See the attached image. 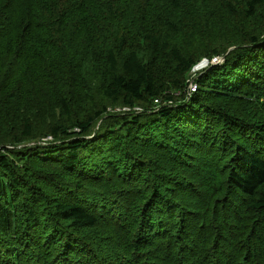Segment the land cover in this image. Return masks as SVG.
<instances>
[{"label":"trees","instance_id":"16d2710c","mask_svg":"<svg viewBox=\"0 0 264 264\" xmlns=\"http://www.w3.org/2000/svg\"><path fill=\"white\" fill-rule=\"evenodd\" d=\"M96 1L0 0V133L9 135L0 139V145H15L0 155V264H264V149L258 146L264 145V128L251 119L258 116L264 121V41L258 36L238 32L234 50L220 66L206 68L196 80V91L188 97L187 76L195 65L194 57L182 53L169 36L162 39L145 33L147 63L129 51L119 67L126 38L124 30L117 29L105 41L113 45L106 49L108 76L98 88L113 105L139 107L141 112L109 116L104 135L91 140L88 137L104 114V109L95 111L76 118L72 127L50 126L46 133L54 141L50 144H34L23 152L16 148L20 141L11 123L21 120L19 133L25 139L34 137L31 113L23 109L28 101L18 105L19 111L7 107L15 103L17 91L23 95L24 87L26 91L35 88L32 77L15 87L20 65L32 61L35 66L32 57L39 50L60 53L57 37L68 33V27L62 26L68 24L67 17L79 15L78 23H83L90 19L87 13ZM120 1L107 0L110 6ZM170 1L177 4L178 0ZM263 3L246 1L248 19ZM60 4L65 8L60 10ZM169 26L170 32L179 34L174 23ZM33 42L38 49L32 53ZM212 54L220 55L218 49ZM77 60L65 57L60 64ZM59 70L61 65L49 60L39 86L45 84L60 95ZM177 92L180 97L176 98ZM160 97L164 101L156 105ZM234 98L240 103L235 104ZM81 100L82 95H75L74 101ZM61 104L71 115L69 103L61 100ZM102 137L107 138L105 144L100 142ZM154 141L172 158V168L180 170V176L161 184L162 179L157 181L150 168L140 169L152 193L139 218L129 212L138 183L134 167L124 171L126 181L118 176L125 188L115 190L114 201L87 196L80 183L69 187L72 195L89 198L86 205L85 200L82 203L57 190L54 180L44 182L47 176L28 160L32 152L34 160L54 163L58 171L71 175L79 169L85 172V155L99 147L107 152L104 159L95 161L100 175L124 148L150 146ZM197 147L207 152L206 169L198 173L204 176L203 184L183 172V168L198 166L197 161L202 164L198 153H191ZM215 155L227 163L222 171ZM130 186L134 194L126 204L118 203ZM43 222L56 235L52 250L45 243L48 234L44 236L39 228ZM85 231L92 236L89 243L81 237Z\"/></svg>","mask_w":264,"mask_h":264},{"label":"rangeland","instance_id":"374dc122","mask_svg":"<svg viewBox=\"0 0 264 264\" xmlns=\"http://www.w3.org/2000/svg\"><path fill=\"white\" fill-rule=\"evenodd\" d=\"M246 1L178 0L177 4H173L170 0H123L120 1V5L116 2V5L111 4L110 6L107 0H97L90 12L87 13L90 19H86L83 23H78L79 15L68 16V24L62 25L68 27V33L65 36L60 35V37H57V46L60 53L52 55V52L45 49L39 50L32 57L37 61L35 66L32 61L30 65H27L29 61H23V65H20L22 72L16 77L15 87L18 86L19 88L28 77H32V80H35V88L26 91V87H24L23 95H20L17 91L15 103L7 107L19 111L18 105L25 100L28 101V105L23 109L25 112L30 111L31 113L34 137L25 139L19 133L21 120L11 123L15 131L14 136L20 141L16 148L21 149L20 152H23L24 149L32 147L34 144L41 146L50 144L54 142L46 134L50 126L60 123L66 127H72V122L76 118H81L85 114H92L95 111L104 109V114L93 127L92 135L88 137L91 140L104 135L108 128L105 121L109 116H124L141 112L139 107L126 109L113 105L98 88L99 82L108 76L106 49L108 46L113 45L105 41L107 38H112L110 36H113L117 29L124 30L126 38L122 55L119 56V67H121V63L129 51L136 52L140 61L143 64L147 63L145 33H154L162 39L169 36L171 43L176 45L182 53L195 58V65L188 73L187 80L196 83L197 78L206 71L207 67H211L214 64L212 61L218 57L212 54L214 49H218L219 57H223L224 60L225 55L234 50L239 42L238 39L234 40L237 38L238 32H241V36H258L259 39L264 41V3L258 7L256 15L248 19L246 16L248 10ZM229 6L232 9L231 11ZM64 8L65 6L60 4V10ZM120 14L123 17H120ZM118 19L119 21L115 23ZM70 23H74V25H69ZM170 23H174L179 28V34H173L169 31ZM71 27L73 28L72 31H70ZM76 31L79 34L78 36H76ZM43 34L45 37L47 36L45 32ZM248 39L247 37L246 40ZM47 40H50V38ZM37 44L36 42L32 43L30 52H36L38 49ZM75 44L76 50L73 48ZM65 57H76L78 60L70 61L67 65L65 63L60 64V61ZM51 59H54L62 67V70L57 73L60 76V81H58L60 95L59 92L51 91L45 84L39 86L41 82H44L42 78L43 68ZM203 63L205 64L203 65ZM79 94L82 95V100L74 101L75 95L78 96ZM174 96L176 98L180 97V93L177 92ZM59 97L60 103H58ZM61 100L69 103L71 115L64 110ZM233 100L235 104L240 103V99L234 98ZM163 101V97H160L156 105ZM184 103L187 102L184 100ZM74 111L81 114L75 115ZM19 114L23 115L22 112H19ZM251 119H254L257 124L264 128V121L258 116L256 119ZM261 130L262 128L256 134L259 135ZM73 131L77 132L78 130L74 128ZM6 135L7 132L5 131L0 133V139L6 140ZM247 135L252 134L248 133ZM254 137L258 138L256 135ZM106 141L107 138L102 137L100 142L105 144ZM155 142L150 143V146L142 144L143 146L140 147L132 145L130 146L131 149L124 148L126 150L118 155L111 168L105 172L100 170V175L96 171L100 166L95 165V161L104 159L107 152L104 150L101 152L99 147V150L96 147L85 155L86 164H88L87 170L84 172V169H79L76 174L71 175H65L58 171L54 163L43 162L38 158L34 160L31 156L32 152L28 155V160L36 169L43 171L47 176V179L43 178L44 182L54 180L53 183L57 190L68 193L73 199H81L80 202L82 203L85 200L86 205L91 202L89 198L72 195L69 192V187L72 188L76 183H80L84 185L83 193L87 196L98 198L101 201L105 200L104 202L114 201L115 190L124 187L125 183L121 182L119 177L123 179L124 171L134 167L138 175V183L134 187L136 196L132 198V209L129 212H132V217L137 216L139 218L142 213V205L146 203L149 197L151 198L152 193V187L146 183L147 175L143 173L141 176L140 169L150 168L155 179L158 178L157 181L162 179V181H158L161 184L167 179L176 180V176H180V170L172 168V164H175L172 158L167 157L165 151L160 150ZM258 146L264 149V145L258 144ZM14 147L15 145L12 144L0 145V155H5L6 149L13 150ZM198 150L200 149L197 147L191 153H198L197 155L201 158L202 164L197 161L198 166L183 168V172L193 177V181L203 184L204 176L203 174L198 175V173H202L201 171L206 169L205 153L207 152L201 153L204 151L200 152ZM176 158L177 156L173 159ZM216 160L219 163L218 169L220 171L226 168L227 163L221 162L217 157ZM188 169H192V172L189 173ZM114 173H116V176H114ZM53 177H56V179ZM134 190L132 186L128 187L125 192L126 195L117 200L118 203L126 204L134 194ZM111 191H113L112 194ZM168 192L170 193V191ZM168 192L167 195H169ZM39 228L44 236L46 233L48 234L47 237L45 236V243H48L50 250H52L53 237L56 236L55 232L50 229L48 222H43ZM81 237H85L87 243L92 238L91 234L86 231L82 233ZM93 246L96 247L97 245L94 244Z\"/></svg>","mask_w":264,"mask_h":264},{"label":"built area","instance_id":"2783aa9c","mask_svg":"<svg viewBox=\"0 0 264 264\" xmlns=\"http://www.w3.org/2000/svg\"><path fill=\"white\" fill-rule=\"evenodd\" d=\"M212 62L214 64H220L222 62V59H220L219 57H216ZM187 89H188L189 93L194 92L196 90V84L193 83V81L192 82H188Z\"/></svg>","mask_w":264,"mask_h":264},{"label":"bare ground","instance_id":"6f19581e","mask_svg":"<svg viewBox=\"0 0 264 264\" xmlns=\"http://www.w3.org/2000/svg\"><path fill=\"white\" fill-rule=\"evenodd\" d=\"M224 61H222L220 64H214V65H212V66H220L222 63H223ZM205 63H203V65H204ZM196 84V83H195ZM187 86H188V81H187ZM187 86H186V92H187V95H188V97L192 94V93H194V92H192V93H189V91H188V89H187ZM196 88H197V86H196ZM157 101V102H156ZM155 104H158V100H155ZM126 109H129V108H126Z\"/></svg>","mask_w":264,"mask_h":264},{"label":"water","instance_id":"95a60500","mask_svg":"<svg viewBox=\"0 0 264 264\" xmlns=\"http://www.w3.org/2000/svg\"><path fill=\"white\" fill-rule=\"evenodd\" d=\"M219 57V56H218ZM220 59H222V61H224V58L223 57H219ZM214 65V64H213ZM212 67H214V66H212Z\"/></svg>","mask_w":264,"mask_h":264}]
</instances>
